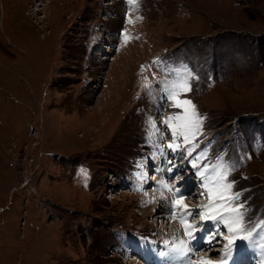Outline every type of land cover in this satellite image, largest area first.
<instances>
[{
    "label": "rangeland",
    "instance_id": "1",
    "mask_svg": "<svg viewBox=\"0 0 264 264\" xmlns=\"http://www.w3.org/2000/svg\"><path fill=\"white\" fill-rule=\"evenodd\" d=\"M9 1L0 0V264H141L133 259L145 252L130 250L147 245L158 264L168 250L148 191L159 185L147 177L162 168V181L199 192L204 165L230 170L252 230L227 264H264V0ZM17 11L35 29H19ZM185 77L205 120L173 151L164 119L180 110L166 90ZM201 189L186 194L196 241L182 224L176 235L198 254L189 262L219 230L220 264L229 233L200 222Z\"/></svg>",
    "mask_w": 264,
    "mask_h": 264
},
{
    "label": "snow or ice",
    "instance_id": "2",
    "mask_svg": "<svg viewBox=\"0 0 264 264\" xmlns=\"http://www.w3.org/2000/svg\"><path fill=\"white\" fill-rule=\"evenodd\" d=\"M128 3L135 5L137 4V0H128ZM138 19L142 18L138 17ZM128 22L130 24L133 23L131 19ZM141 71H144L143 67ZM189 80L190 77L181 78L169 85L166 90L167 94L165 98L170 102V106L180 110L178 114L164 119V123L172 135V143L169 144V147L173 151L181 147L178 141L182 140L185 146L192 144L194 138L203 130L205 117L198 112L193 101L186 98L187 94L191 91ZM151 125L154 130L158 131L155 121H152ZM185 150L188 152V155L192 154L191 149L185 147ZM200 159V156L196 158V161L193 162V167L198 166L197 161ZM211 167L204 165L198 171V175L202 180L207 181L202 185L204 191L201 195H207L209 200L207 205L201 206L198 215L200 222L218 221L227 229L229 235L223 237L227 241L224 245V259L220 261V264H227V258L231 256L232 249L237 240L250 239L252 230L244 224L245 217L242 209L245 205L243 203H236L240 199V193L232 191L235 181L228 180L230 170L213 169L212 174L209 175ZM81 174L85 177L87 176V172L84 169H81ZM163 187L175 196L172 200V218L180 220V223L184 227V235L188 238V241L196 239V232L200 225L189 222V217H192V219H195V217L192 215V210L185 203L184 195L174 185L165 184ZM259 226L264 227V222H260ZM218 235H220L219 230L210 233L206 242L211 244ZM188 241L181 240L179 244L175 241H165V243L171 244L174 251L186 255L189 251ZM188 264H192V261L189 260ZM200 264H214V262L208 258L202 259Z\"/></svg>",
    "mask_w": 264,
    "mask_h": 264
},
{
    "label": "bare ground",
    "instance_id": "3",
    "mask_svg": "<svg viewBox=\"0 0 264 264\" xmlns=\"http://www.w3.org/2000/svg\"><path fill=\"white\" fill-rule=\"evenodd\" d=\"M9 1V0H8ZM12 1V0H11ZM27 1V0H26ZM5 2H7V1H5ZM10 2V1H9ZM13 3V2H12ZM14 4V3H13ZM16 6H18V3H16L15 4ZM12 7H14V6H12ZM18 8V7H17ZM18 10V9H17ZM35 11H37V10H39L38 8L37 9H34ZM10 11H8V13H9ZM6 13V12H5ZM21 14V12H18L17 11V13H16V17H15V19H14V21H15V25L17 26V27H19V29L21 28V30H25V28H26V26L28 27V25H29V27L30 28H33V29H35V26L33 25V24H29V21H27L26 19H24V21L23 20H20V17H22V15H20ZM23 14V13H22ZM24 15H26L25 13H24ZM6 18V14H4V19ZM40 23H41V21H40ZM28 27V28H29ZM43 27H44V25H43ZM40 28V27H39ZM45 28V27H44ZM43 28V29H44ZM40 30V29H39ZM28 34V33H27ZM26 34V35H27ZM51 34V33H50ZM36 39V38H35ZM45 39H46V36H45ZM48 39V38H47ZM54 39V38H53ZM32 40V39H31ZM27 43V42H26ZM31 43V42H30ZM48 43V42H47ZM32 44V43H31ZM23 47V46H22ZM30 47V46H29ZM43 47H44V45H43ZM49 47V46H48ZM47 48V47H46ZM46 48H43V49H46ZM43 52V51H42ZM45 52H48V50H46ZM25 53H27V51L25 52ZM31 53V52H30ZM37 53H40L41 54V51L40 52H37ZM162 157V155H160L159 156V160L157 161L158 163L160 162H162L161 160H160V158ZM158 166V165H157ZM161 167H163V166H161ZM160 169H162V168H160ZM159 168H157V173H156V175H154V176H152L151 178L150 177H147V179L150 181V187L153 185V183L155 184V185H159L158 186V188H154V189H151V190H148V191H152V193H153V195L155 196V197H157V202L156 201H153L154 202V211L156 212V210L157 209H160L162 212H156L155 213V216H157L158 217V221H159V219L161 218L162 220L161 221H159V222H161V230H159V236H161L162 238H161V240L159 241V242H162V243H164L163 244V246H167V250H168V254H166V255H157L156 256V258L158 259V264H188V262L186 261L187 260V256L189 255L188 253L185 255V254H182V253H179V252H176V251H174L173 249H172V245L171 244H169V246H168V244H166L165 243V241H175L177 244H179V242L182 240V236L180 237V236H177L176 235V229H177V231H180V233H181V231H183V229H181L182 227H181V223H180V220H178V219H176V221H177V223H176V221L175 220H173V218L171 217V213H170V211H168V207L166 206L167 205V200H168V191H167V189L166 188H164L163 187V185H165V184H167V182L166 181H162L161 179H159L160 177L158 176V175H161V170H160ZM154 181V182H152V181ZM180 182H176L178 185H182V183L183 184H185L186 185V183H185V181H181V180H179ZM168 185H176L175 183H171V184H168ZM179 189V191H180V193L181 194H183L184 195V197H185V203H187V197H186V194H188V193H184L182 190H180V188H178ZM186 190L188 191V188H187V185H186ZM198 194H196V196L197 195H199V192H197ZM170 195L172 196V198H171V203H170V206L172 205V200L175 198V196L173 195V193H171L170 192ZM189 198L190 197H188V201H189ZM158 199L160 200V202L158 201ZM194 200H196V199H194ZM160 203H162V206L160 205ZM190 203V202H189ZM188 205V204H187ZM191 205H194V206H196V204H191ZM191 205H188L189 206V208L190 209H193L192 207H191ZM160 207H164V208H160ZM156 209V210H155ZM200 209V208H199ZM166 211V212H165ZM160 213H161V215H160ZM163 213H165V214H163ZM167 214V215H166ZM164 221H167V224L164 226ZM169 222H171V225L169 224ZM211 222V221H210ZM179 224V225H178ZM204 230V229H203ZM218 240V239H217ZM159 242H154L153 244L154 245H156L157 243L159 244ZM214 242V241H213ZM217 244H209V243H206L205 242V244H203V245H199V247H197V250H200V253H201V251L205 254V255H201L200 254V257L197 259V257H195V258H191V261L193 260L195 263L194 264H196V263H200V261L202 260V259H208V258H210L211 259V256H217V252H216V249L214 250V246H216ZM190 245L188 244V248H189V251L188 252H192V250L190 249V247H189ZM251 248V247H250ZM241 249V248H240ZM160 250V249H159ZM140 251H144L145 252V254L144 255H142L141 257H137V259H140V260H142V263L143 264H151V262L147 259V257H149V259H151L152 258V256H153V249H151V247H148V245H147V248H143V249H140ZM220 251V250H219ZM163 252V251H162ZM216 252V253H215ZM158 253V252H157ZM138 254V253H137ZM193 254V253H192ZM196 254V253H195ZM193 254V255H191V256H196V255H198V254ZM234 253L232 252L231 253V255H233ZM244 254V253H243ZM238 255V254H237ZM261 255H262V257H264V252H261ZM155 256V255H154ZM190 255L188 256V258L189 257H191ZM244 256V255H243ZM237 257V256H236ZM197 261H196V260ZM232 259V258H231ZM133 260H135V261H137L136 259H133ZM164 260V261H163ZM237 260V259H236ZM230 261V260H229ZM140 262V261H139ZM252 263L251 264H255L254 262H255V260L253 259L252 261H251ZM262 262V261H261ZM228 263V262H227ZM248 264H249V261L247 262ZM215 264V263H214ZM217 264V263H216ZM232 264H235V262L233 263L232 262ZM242 264H245V262H243Z\"/></svg>",
    "mask_w": 264,
    "mask_h": 264
}]
</instances>
